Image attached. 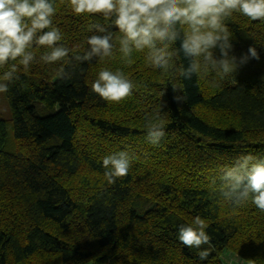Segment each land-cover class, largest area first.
Instances as JSON below:
<instances>
[{"label":"trees","instance_id":"trees-1","mask_svg":"<svg viewBox=\"0 0 264 264\" xmlns=\"http://www.w3.org/2000/svg\"><path fill=\"white\" fill-rule=\"evenodd\" d=\"M51 2L69 62L46 64L39 59L46 49L34 47L36 60L20 67L19 79L2 80L18 61L0 68L9 111L0 113V264H231L225 252L240 264H264V212L250 201L234 206L218 190L221 169L243 155L264 159V22L239 13L224 21L232 54L252 46L259 61L223 80H185L150 67L147 50H134L131 64L123 60L111 20L77 16L68 0ZM97 24L113 33V56L76 61L86 38L101 34L89 30ZM174 64L187 66L182 52ZM60 67L70 78L57 77ZM104 69L122 71L132 95L110 104L94 94L91 84ZM174 83L186 102L173 101ZM160 104L165 136L152 144L145 117ZM118 151L132 165L109 184L102 159ZM196 216L211 237L201 249L177 237ZM203 249L210 255L201 261Z\"/></svg>","mask_w":264,"mask_h":264},{"label":"clouds","instance_id":"clouds-1","mask_svg":"<svg viewBox=\"0 0 264 264\" xmlns=\"http://www.w3.org/2000/svg\"><path fill=\"white\" fill-rule=\"evenodd\" d=\"M70 10L77 16L99 14L111 20L120 33L118 37L121 58L131 64L133 51L147 50L150 67L167 74L176 72L185 80L193 75L215 74L223 80L238 68L260 55L249 46L239 57L232 54V32L224 23L233 13H239L251 21L264 22V0H68ZM56 9L51 0H0V68L9 65L2 80L8 83L19 79L20 67L27 70L36 60V49L46 51L40 61L52 64L67 60L69 48L59 43L62 33L53 26L52 17ZM45 29H48L45 31ZM95 30L86 38L87 49L76 55L79 62L103 61L113 56V33L102 25H91ZM179 42V48H174ZM182 52L187 66H176L174 59ZM218 52V55H217ZM61 79L70 78V73L60 67L56 73ZM8 83L0 82V93L8 91ZM215 81L213 84L215 86ZM176 93L173 101L186 102L183 89L172 84ZM134 84L120 70H101L91 84V91L107 103L119 104L133 93ZM164 92L161 93V96ZM163 105L154 114L145 117L149 141L158 144L165 136ZM133 157L127 151H118L102 159L104 177L109 184L128 174ZM219 193L234 206L250 201L260 212H264V159L248 154L239 157L232 166L221 169ZM216 183L215 180L212 181ZM208 224L200 216L192 224L180 225L177 237L187 248L201 249L210 244ZM210 252H198L201 261L207 260Z\"/></svg>","mask_w":264,"mask_h":264},{"label":"rangeland","instance_id":"rangeland-1","mask_svg":"<svg viewBox=\"0 0 264 264\" xmlns=\"http://www.w3.org/2000/svg\"><path fill=\"white\" fill-rule=\"evenodd\" d=\"M0 82H2V81H0ZM0 113L5 118H7L9 116V111H8L7 105L5 103L3 93H0ZM225 256H227L229 258V260H231V264H240L236 258H234L231 254L228 255V253H226V252L222 253V255H221L222 260L225 259Z\"/></svg>","mask_w":264,"mask_h":264}]
</instances>
